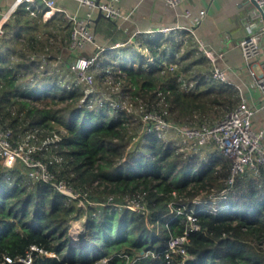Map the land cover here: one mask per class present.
<instances>
[{
    "label": "trees",
    "instance_id": "obj_1",
    "mask_svg": "<svg viewBox=\"0 0 264 264\" xmlns=\"http://www.w3.org/2000/svg\"><path fill=\"white\" fill-rule=\"evenodd\" d=\"M26 12L24 6L17 10L0 38V127L12 128L15 141L35 129L38 142L58 132L61 138L45 159L56 181L66 179L86 205L52 183L27 184L22 163L0 164V264H95L104 257L110 264H264V163L258 173L249 170L230 185V160L215 143L182 149L149 131L152 121L121 102H90L98 97L83 82L62 81L58 72L41 76L35 66L45 51L63 52L66 64L80 52L70 48L69 23L61 20L51 30L46 22L35 35L42 23L33 24ZM186 35L139 38L150 53L120 66L118 95L179 124L195 114L200 121L222 117L236 107L239 91L213 76L214 63ZM107 56L108 51L105 67ZM130 198L145 208L126 207ZM174 207L184 213L172 212ZM187 212L199 229L191 228ZM82 218L78 243L71 228ZM186 231L188 256L167 257L169 239Z\"/></svg>",
    "mask_w": 264,
    "mask_h": 264
},
{
    "label": "built area",
    "instance_id": "obj_2",
    "mask_svg": "<svg viewBox=\"0 0 264 264\" xmlns=\"http://www.w3.org/2000/svg\"><path fill=\"white\" fill-rule=\"evenodd\" d=\"M77 1L80 5L86 6L89 9L101 10L113 20L129 18V14L123 13L119 5L120 0ZM165 1L172 7H176L182 2V0ZM251 1L256 3L257 8L260 12L263 11L264 15V0ZM23 6L31 16H38L40 14L45 20L53 19L57 14L64 13L67 22L73 24V29L70 34V48L72 50L78 51L88 43L94 42V33L91 27L93 19L92 12L90 11L87 16L81 17L77 14L67 12L63 7H59L55 0H16L7 10L2 11L0 8V38L5 34L6 23L11 19L15 12ZM189 14L190 12L187 11L186 15ZM204 14L205 10H201L200 15L194 17L193 21L195 25L201 22ZM178 28L185 29L195 35L194 26H178ZM174 29L176 28L164 27L153 33L167 36L174 32ZM130 41L131 40L128 42ZM194 44L200 51L205 52L213 63L215 62L213 55L205 47V44L199 37H195ZM240 46L249 64L252 60L257 59L262 54L259 34L254 32H250L248 36L243 38L240 42ZM97 48L98 50L91 55H77L76 58L68 64V68L70 67V69L77 74V81L83 82L89 88H86L87 93H91L92 89L90 87L94 85V82L99 77L110 72V70L103 65L102 58L111 47L99 46ZM46 55L42 54L41 68L44 67L43 63L46 64L52 60L60 62L62 59L61 55H58L57 59L52 58L51 56H55L54 53ZM31 57L35 58V55L33 54ZM152 60L154 62V58H152ZM44 73L46 74L48 72ZM251 74L255 76L257 84L264 89V61L262 62L261 73L258 74L254 69H251ZM213 76L222 81L227 80L225 70L215 64ZM256 111L257 109L247 100H241L236 107L231 109L224 116L215 120L212 124H208L205 121H202L199 125H192L190 123L179 124L167 119L162 113L156 111L143 112L141 117L147 118L144 121L151 120L152 124L151 126L149 125L148 130L156 131L160 136H164L170 132H179L185 136L184 140L186 143L193 141L195 146H204L209 143H215L221 152L230 160V173L227 178V183L232 185L238 176L247 173L249 170L258 173L260 165L264 163V128L259 129L254 126L253 121ZM37 131L38 130L35 129L28 133L24 138L15 141L12 139V128L0 127V164L4 167L11 168L18 163H22L27 167V184L30 185L35 180L52 183L59 191L67 194L71 199H79V204L85 206L86 203L82 198L83 193L69 185L66 179L56 181V175L50 168L51 161L45 159L48 156L46 153L47 148L61 138L60 134L58 132H53L42 142H38L36 139ZM186 146L187 145L184 147L183 145V148H186ZM52 156L58 159L54 153ZM126 207L134 210L145 208L142 201L138 198L128 199ZM174 211L177 214L184 213L180 207L177 209L174 207L172 212ZM186 215L188 220H190L191 228L199 229L200 225L196 222V216L192 212H187ZM75 221L76 220L73 222ZM188 240L189 237L187 231L182 235L171 237L168 242L166 256H170L172 252H177L186 258L188 253L185 244ZM32 248L39 249L36 245H33ZM40 250L44 251L43 249ZM23 260L30 263L32 260L31 254H29L27 259L24 258ZM95 264H110V257H104L98 260ZM181 264L186 263L185 261H182Z\"/></svg>",
    "mask_w": 264,
    "mask_h": 264
},
{
    "label": "crops",
    "instance_id": "obj_3",
    "mask_svg": "<svg viewBox=\"0 0 264 264\" xmlns=\"http://www.w3.org/2000/svg\"><path fill=\"white\" fill-rule=\"evenodd\" d=\"M15 1L0 0L1 10H7ZM55 1L67 12L81 17L92 12L91 27L94 42L79 49L80 55L84 54L85 50L93 52L99 46L111 47L108 52H115L116 49L126 46L125 43H129V40L132 42L142 38L143 35H152L153 38L162 36L154 33L164 27L176 28L167 36L178 37L188 33L192 35L193 41L195 37H199L213 55L214 64L225 70L226 82L239 91L241 100H247L257 109L254 126L259 129L264 128V89L257 84L255 76L251 74V69L258 74L262 70L264 18L251 0H182L176 7L170 6L165 0H120V7L123 13L129 14V18L113 21L101 16L99 9H89L80 5L77 0ZM201 10H205V14L201 22L195 25L194 17L199 16ZM187 11L190 12L189 15H186ZM26 13L34 19L33 24L42 23L34 29L35 35L43 33L44 29L41 26L46 22H50V26L61 20L68 23L64 13H59L50 20H45L40 14L31 16L28 12ZM69 24L72 31L73 24L70 22ZM178 26H194L195 35L185 29H179ZM250 32L259 34L262 54L249 64L241 50L240 42ZM57 57L55 55L53 58L57 59ZM37 73L39 74V71Z\"/></svg>",
    "mask_w": 264,
    "mask_h": 264
},
{
    "label": "rangeland",
    "instance_id": "obj_4",
    "mask_svg": "<svg viewBox=\"0 0 264 264\" xmlns=\"http://www.w3.org/2000/svg\"><path fill=\"white\" fill-rule=\"evenodd\" d=\"M41 27L44 28V25H42ZM49 28L51 30H55L54 26H50ZM184 36L186 37L187 35L182 34V35L178 36L177 38H183ZM20 38L22 40H24L23 36H20ZM185 39L186 38H184V41H185ZM11 41H12V43H14L13 40H10V42ZM125 45L126 46H123V47L116 49L115 52L114 51L108 52L109 57L107 56V58H109L108 60H110V65L107 67V69H109L110 72H107V74H105L106 78L103 77L106 80L101 82L99 80V78H100L99 77L94 82V85L92 87H90L92 89L91 92L94 93V95L96 94V96L98 97L97 99H94L95 98L94 97L90 102H92L93 100H96V102L103 103V102L109 100L111 102V104H113L114 106H117L118 102H121L124 106H127L128 110L130 112H132L133 114H137L138 117H141L142 113L145 112V109L142 105V102L139 101V103H138V102L133 101L134 103H132L131 101H129L128 96H126L127 97L126 98V97H122L121 94L118 95L119 93H121L122 88L120 89L121 84L119 83V81L116 80V78L118 77V72H123L120 69V66L122 64L127 65L129 62H133V64H136V62L138 60L135 59L134 56L135 57L137 56V58H138V54H140V53L149 54L150 51L147 48H143L140 45L139 39H135L134 41L129 42ZM53 48H54V45H53ZM43 54L46 55V51ZM48 54H51V52H48L47 55ZM32 55L33 54H31V56ZM62 55H64V53ZM63 57L60 60V62H56L55 60H52L50 62H47L46 64L43 63L44 64L43 68L35 66L36 72L39 71V74L41 76L44 74V72H48L46 74L58 72L59 75L61 76L60 80L65 81V82H68L70 80L78 82L76 79L77 74L74 71H72L70 69V67L69 68L66 67L67 64H66L65 60L63 59ZM104 58L105 57H103L102 60H105ZM150 59H151L150 61L153 62L152 58H150ZM55 63H57V64H55ZM119 75L124 76L125 73H121ZM86 88L89 89L87 86H86ZM116 92H117V97L113 95ZM219 118L220 117L213 115L211 119L202 120V121L203 122L205 121L208 124H212L215 120H217ZM145 119H147V118L144 117L143 120H145ZM200 120H201L200 114H195V117H193L192 120H189L188 122H185V123H190L192 125L193 124L199 125L200 123H202V121H200ZM181 124H184V123H181ZM163 137L166 140L175 141V143L181 145L182 149H183V145H184V147H185V145H187L185 149L188 151H191L196 147L195 143L193 141L186 143V141L184 140L185 136L179 132H170V133L165 134ZM85 220H86V218H82V219H76V221L73 222L71 232L73 234L75 242L81 243L83 241L82 237H81V233L84 230ZM150 228L153 232H156V233L159 232V229L155 230L152 226Z\"/></svg>",
    "mask_w": 264,
    "mask_h": 264
},
{
    "label": "water",
    "instance_id": "obj_5",
    "mask_svg": "<svg viewBox=\"0 0 264 264\" xmlns=\"http://www.w3.org/2000/svg\"><path fill=\"white\" fill-rule=\"evenodd\" d=\"M252 2L256 5V3H255L254 1H252ZM256 6H257V5H256ZM100 15H101V16H104V17L108 18L109 20H112V21H113V19H112L111 17L105 15L101 10H100ZM261 15L264 17V15H263V11L261 12Z\"/></svg>",
    "mask_w": 264,
    "mask_h": 264
}]
</instances>
